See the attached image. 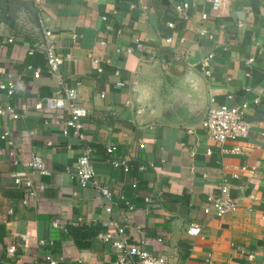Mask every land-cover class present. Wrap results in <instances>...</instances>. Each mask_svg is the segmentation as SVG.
Instances as JSON below:
<instances>
[{"label": "crops", "instance_id": "1", "mask_svg": "<svg viewBox=\"0 0 264 264\" xmlns=\"http://www.w3.org/2000/svg\"><path fill=\"white\" fill-rule=\"evenodd\" d=\"M182 1L191 3L183 21L172 10ZM31 3L33 14L23 25L17 21V29L0 23V83L16 85L10 97L0 91V105L19 115H0V136L7 131L11 142L0 139V264H114L116 248L98 238L107 200L73 177L83 143L93 150L98 184L113 193L111 217L129 244L168 264H264V0ZM43 27L63 57L60 82L38 51ZM89 55L110 60L101 64L103 74L92 69ZM190 73L199 100L189 89ZM61 86L76 90L75 105L86 111L83 143L61 133L67 109H34ZM187 93L193 109L205 103L199 122L158 119L167 103ZM211 98L219 105L247 103L246 139L221 146L200 129ZM110 146L116 147L112 154ZM234 146L241 154L227 151ZM33 155L51 176L29 168ZM114 161L125 162L128 171ZM221 185L229 187L236 212L204 214L207 197L219 196ZM194 224L197 236L187 233Z\"/></svg>", "mask_w": 264, "mask_h": 264}, {"label": "built area", "instance_id": "2", "mask_svg": "<svg viewBox=\"0 0 264 264\" xmlns=\"http://www.w3.org/2000/svg\"><path fill=\"white\" fill-rule=\"evenodd\" d=\"M32 1L37 8L41 7V5L46 2V0ZM190 7V1H182L176 3L172 10L176 18L183 21L188 19ZM205 18L206 16L202 15V19ZM174 26V23H167V27L169 28H174ZM42 33L43 41L39 46L38 51L44 55L47 73L60 82L59 68L63 63V57L57 52L56 45L53 43V33L44 27L42 29ZM200 34L204 35L205 33L201 31ZM167 42H170V39H168ZM210 57H212V55H210ZM88 58L90 59L92 69L99 75L103 74L101 64H110L109 59L102 60L93 57L92 55H89ZM252 61L253 59L249 60L250 63ZM206 74L208 73L206 72ZM33 76L35 79H38L40 77V71L36 70ZM116 86L120 88L122 83H117ZM15 88V82L11 79H8L4 83H0V91H3L6 97L12 96ZM99 97L103 98L104 94L99 95ZM229 98L231 99V97ZM75 102L76 90L61 86L55 96L47 97L42 101L37 102L34 105V109L40 110L45 108L49 111H61L67 109L69 118L64 122L61 133L66 137L72 135L83 143L84 137L81 133V119L86 116V111L77 107ZM254 103H256V101H254ZM247 108V103L230 106L224 104L219 105L215 103L213 98H211L206 115L200 123V129L209 139L217 142L221 146L226 143H237V141L246 139L251 129V125L245 120V111ZM3 114L10 115L13 119H17L19 117L14 108L9 104L4 106L0 105V115ZM188 132L191 133V130H188ZM8 136L9 133L4 131V133L0 136V139L9 145L11 142L9 141ZM115 150V146H110L107 147L106 152L108 154H112ZM227 151L236 155L241 154L240 147L238 146L231 147ZM92 153L93 150L88 145L83 143L81 152L75 163V173L73 177L79 187L84 188L92 186L99 196L107 200V203L103 207L107 218L101 223L102 232L98 235V238L103 243H112V245L116 248L117 253L114 264H168L165 257L151 254L139 245L129 244L126 236L123 234L122 228H120L118 222L111 217V201L113 193L109 188L98 184L95 169L92 163ZM112 165L115 168H122L125 172L128 171V165L125 162L114 161ZM28 166L33 172H37L41 176H51V171L46 168L44 161L39 156L33 155L28 163ZM20 182L21 179H14L15 184H20ZM29 182V180L26 181V185L28 187L31 186ZM132 187L135 188L136 186L133 185ZM38 188L43 190L45 186L40 184ZM117 197L119 203H123L125 209H128L129 211L133 210V205L126 200L123 195H118ZM236 210L237 203L231 196L229 187L226 185H221L219 196H208L206 204L203 208L204 214L217 218L233 214ZM187 233L191 236H197L200 233V227L196 224L190 225L187 229ZM8 253L13 255L15 253V247H10ZM46 264H56V261L54 259H48Z\"/></svg>", "mask_w": 264, "mask_h": 264}, {"label": "water", "instance_id": "3", "mask_svg": "<svg viewBox=\"0 0 264 264\" xmlns=\"http://www.w3.org/2000/svg\"><path fill=\"white\" fill-rule=\"evenodd\" d=\"M189 89L191 92H197L199 95L196 97L200 99V88L198 80L194 74L190 73L187 79ZM191 93L174 97L169 103L165 105L162 112L159 113L158 119L166 121L171 124L190 125L195 124L201 120L205 109V103L201 102L199 107L193 109L195 101L192 100Z\"/></svg>", "mask_w": 264, "mask_h": 264}, {"label": "rangeland", "instance_id": "4", "mask_svg": "<svg viewBox=\"0 0 264 264\" xmlns=\"http://www.w3.org/2000/svg\"><path fill=\"white\" fill-rule=\"evenodd\" d=\"M7 0H0V23H3L5 17V7H6ZM20 1H14L10 5L9 15L14 20V25L17 29V21L20 25L24 24V20L29 17V14L32 13V9L29 4H19ZM28 3V2H27Z\"/></svg>", "mask_w": 264, "mask_h": 264}, {"label": "trees", "instance_id": "5", "mask_svg": "<svg viewBox=\"0 0 264 264\" xmlns=\"http://www.w3.org/2000/svg\"><path fill=\"white\" fill-rule=\"evenodd\" d=\"M14 1H20L19 4H25V5L29 4L30 7L32 5V3H31L32 1L31 0H7L6 7H5V17H4V21L3 22L5 24H7L9 26V28H13L14 27V20L9 15L10 5Z\"/></svg>", "mask_w": 264, "mask_h": 264}]
</instances>
